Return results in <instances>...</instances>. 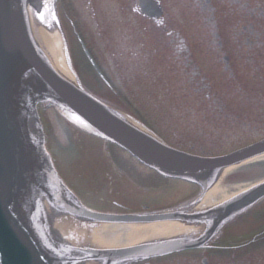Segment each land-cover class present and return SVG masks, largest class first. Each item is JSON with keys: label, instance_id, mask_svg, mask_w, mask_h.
I'll use <instances>...</instances> for the list:
<instances>
[{"label": "water", "instance_id": "95a60500", "mask_svg": "<svg viewBox=\"0 0 264 264\" xmlns=\"http://www.w3.org/2000/svg\"><path fill=\"white\" fill-rule=\"evenodd\" d=\"M4 6L0 4V13L6 15ZM4 11V12H3ZM1 26H5L10 35L0 34V264H61L54 253L31 245L32 225L29 226L21 214L26 207L31 175L35 169L34 154L26 137L28 121L21 115L19 94L15 92L17 76L10 77L3 48V40L13 43L18 51L30 49L29 41L22 28V21L8 16H0ZM6 50V51H5ZM31 50V49H30ZM13 53L12 49L8 51ZM48 97L63 102L68 108L76 111L103 133L126 148L146 165L158 172L172 177H180L197 182L206 189L217 169L240 163L264 152V142L248 147L224 159H202L172 150L148 135L134 131L128 126L113 121V117L105 109L98 106L90 98L74 89L70 84L50 73ZM62 97L65 99L62 100ZM264 196V183L249 190L238 199H233L216 208L211 216L216 222L242 211L260 197ZM9 207V209H8ZM177 218L173 214L154 215L144 220H166ZM202 218V217H200ZM204 218V217H203ZM143 220V219H140ZM179 241L148 245L144 252L156 253L175 248L191 247Z\"/></svg>", "mask_w": 264, "mask_h": 264}, {"label": "rangeland", "instance_id": "374dc122", "mask_svg": "<svg viewBox=\"0 0 264 264\" xmlns=\"http://www.w3.org/2000/svg\"><path fill=\"white\" fill-rule=\"evenodd\" d=\"M82 1H83V4L86 2V0H82ZM162 1L165 2L166 7L169 10H175L176 11L177 8L179 7V6H177L174 3V0H162ZM91 2L94 4V7L97 9L98 18L100 20V24L102 25V28H101L102 34L100 36L95 34V31L94 30L92 31V29H90L92 32L87 30V33H85V37L89 40V43H90V45L92 46V48L94 50H95V47H98L99 45L103 46V41L104 40L106 41L107 44H111V45H114V46L116 45V41L115 40H117L118 42H122L121 41L122 37L127 32V30H128V33H130V35H132L134 33L133 23H135L134 19H137V17L134 16V15H133L134 16L133 17L132 15H130L129 12L123 13L122 18L120 17V14L118 13L117 10H119L120 4L122 3L121 0H115V7H114V3L110 4L109 0H91ZM80 3H81L80 0H70L69 4L72 5V10L74 11V14L76 13V10H78L77 7L79 6ZM222 5H223V3H222ZM222 5H220V6L218 5L219 10L226 9ZM113 9H114V11H113ZM128 13H129V15H128ZM80 17L83 18V15L81 14ZM96 28L98 30L99 27L96 26ZM91 35H93L92 38H91ZM102 37H104L103 40H102ZM101 50H102V52H106L105 48H101ZM95 51L97 53H99L97 50H95ZM130 57H131V55L129 56V58ZM99 59H100V57H99ZM126 66H127L126 63H124V62L122 63V65L119 66V68H120L119 73L122 72V74L124 76L127 73V71L125 70ZM200 69H201V73L203 74L204 73V63H202V65L200 66ZM83 71H86V73H84L86 75V77H85V79L87 80L86 83L88 85H91V86H94V87L98 86V84L95 82V79H94L93 75L89 71H87L86 67H85V70H83ZM107 73L109 74L111 80H114V79H119L120 80V77H117V75L112 71L111 67H108ZM130 75L133 76L132 73ZM247 82H245V84H243V86H242L243 88H246L245 85H247ZM261 82L262 83L264 82V72H261ZM239 84H240V82H239ZM117 89L120 91L121 94L124 95V97L128 101H131V103L133 102L131 100L132 93L128 90V88H125V90H124V88L117 87ZM131 89H133V88H131ZM95 91L96 92H94V93H96L98 96H100L104 100L114 101L113 98H110V97H108L106 95V92L103 91V89H100V90L95 89ZM231 102H233V101H231ZM239 104L240 103H237L236 105H239ZM231 111H232V113L230 114L229 110L225 109V113L227 114V118L225 120L223 119V114L219 115V117H214L215 115L212 114L213 116L210 117V118H207L206 122L207 123L208 122H210V123L214 122V123H217L218 125L221 124L222 132H224L223 136H225L227 133L232 131V128L236 127V124L232 125V123H230L229 119L230 118L234 119V118H236V116H237V118L243 119L242 117L245 116V114L244 115H240L239 112L236 115V113H235L236 110H231ZM154 113H155L154 116L146 117V119L144 117L143 120L145 122H143V123L145 125H148L149 128L151 129V131L154 134H157L158 136H160L164 141L169 142L171 144V146H173V147L176 146V147L182 148L184 150H187L190 147L191 144L198 146L201 143L200 137L202 136V131L207 133V131L209 130L208 129L209 128V124H206V127H208V128H206L204 126V124H202L201 128H199V129L195 130V128H193V127L190 128V130H189L190 134H189L186 130H184L181 127H179V129L176 130L175 129L176 121H174V124L169 125L171 123L169 118L164 122V125L161 128H159L160 125H158V122H159L160 118L163 117V116H168L167 113H169V112L168 111L162 112V110H155ZM239 115H240V117H238ZM134 116L137 119L136 115H134ZM52 121H50V123H52L51 126L48 127V129H51V131L53 132V134L51 135V143H53L55 145V146H53V148H56L59 145L60 149H58V154L60 156H62L63 158H66L65 155L67 154V152H66V150H64V148L66 147L67 144L62 139L61 134L63 135V132H62V129L60 127V123L56 119V117H54ZM242 122H240L238 124L237 129L242 128L243 131H248L249 129L253 128L252 126H246V127L243 126ZM211 132H212V129L210 128V133ZM176 133L181 135L180 139H182L184 141L183 143L180 141V139L175 137ZM241 133L243 134L244 132H241ZM227 137L225 138V137L219 136V138H221V140L216 139V141H214V142L212 141L211 137L207 138V140H209L211 142V144L213 145V147H214L213 152H218L220 150L219 148H221V149L225 148L220 143L223 144L225 142V140L227 139ZM83 140L84 141H81L80 138L78 139V144L75 147L76 154H82L83 153V151H82L83 150L82 143L84 144L85 147H91L93 150L95 149V153H97L98 155L102 154V149H101V144L100 143H98L96 141H93L91 139H88V138L86 139V137L83 138ZM178 140L181 142V144L179 143ZM228 140L229 139H227L226 141H228ZM231 140L234 142V138H232ZM210 145L204 147V149L205 150L210 149ZM114 150H113V147H111L110 152L116 153L115 152L116 150L115 151ZM85 165L86 164H84L81 167V169L84 168ZM71 168L76 172L77 169L75 168V166H71ZM253 173L255 174L256 172H253ZM243 178H238L237 180L233 179L232 182H240L239 180H241ZM245 178H247V177H245ZM241 182H243V181H241ZM236 184L237 183H226V180L223 181L224 187L233 186V185H236ZM169 185H170V187L172 189H176V187L178 186V185L175 184V182H172V183L170 182ZM103 187H104V184L99 183V188H103ZM183 187L184 186H181V187H178V188L181 189ZM94 190L96 191V188ZM120 198L124 200L122 202L125 203L126 205H128L129 206L128 208L131 209L132 211L137 210V209H139L142 206V203H140V201H139L140 199H139L138 196H135V197L133 196V197H130L129 199H127L124 196H121ZM143 206H145V205H143Z\"/></svg>", "mask_w": 264, "mask_h": 264}, {"label": "bare ground", "instance_id": "6f19581e", "mask_svg": "<svg viewBox=\"0 0 264 264\" xmlns=\"http://www.w3.org/2000/svg\"><path fill=\"white\" fill-rule=\"evenodd\" d=\"M5 0H0V4L2 5L4 3ZM21 2L24 1L23 4V10L27 19V22L29 24L28 30H29V34L31 36V38L34 40L35 44L37 47H39L43 53L45 54H49L50 50L53 49V47L56 49L55 46V35L52 34L50 35L52 37V39L54 40V44L53 47L50 44V40L46 37L44 31H43V24H42V20H46L48 18H51L50 15H47L46 13L42 14V19H35L34 14L36 15L37 9L34 5V1L33 0H20ZM41 22V23H40ZM59 57V55H58ZM51 65L54 68V70H56V72L58 74H60L62 77H67L69 76V74L67 73V71L64 69L62 63L59 61L58 58L52 60L51 59ZM216 193H212V195L210 197H208L209 199H213L216 198L215 197ZM67 225H69V223H66ZM65 224V225H66ZM125 238H127V240H130L129 236H126Z\"/></svg>", "mask_w": 264, "mask_h": 264}]
</instances>
